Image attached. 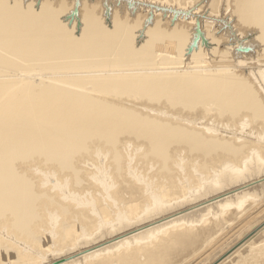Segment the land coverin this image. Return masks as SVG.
<instances>
[{
	"label": "bare ground",
	"instance_id": "obj_1",
	"mask_svg": "<svg viewBox=\"0 0 264 264\" xmlns=\"http://www.w3.org/2000/svg\"><path fill=\"white\" fill-rule=\"evenodd\" d=\"M52 1L0 0V264L210 260L263 181L133 232L264 174V0Z\"/></svg>",
	"mask_w": 264,
	"mask_h": 264
},
{
	"label": "rangeland",
	"instance_id": "obj_2",
	"mask_svg": "<svg viewBox=\"0 0 264 264\" xmlns=\"http://www.w3.org/2000/svg\"><path fill=\"white\" fill-rule=\"evenodd\" d=\"M25 2H28V1H31V0H24ZM41 1H46V0H41ZM53 2V6L55 7V8H57V7H59L60 6V4H61V2H62V0H53L52 1ZM67 2V4H68V6H69V8L70 9H72L73 10V12L74 13H76V14H78V16H80L82 13H83V11L82 10H80V9H82L84 6H85V1L84 0H80L78 3H73V2H71L70 0H68V1H66ZM143 5H144V3H143ZM145 5H151V4H148V3H145ZM153 6V5H152ZM190 6H193L194 7V9H196V8H201L202 7V5H199L198 4V6H197V4H196V2L194 1L193 3H192V5H190ZM195 6H197V7H195ZM111 8V7H110ZM212 10V9H211ZM202 11V10H201ZM200 11V12H201ZM112 12H114L113 11V9L111 8V13ZM193 13V12H192ZM114 14V13H113ZM113 14H111L110 16H113ZM164 16H166V14H164ZM231 21H233V24L234 23H236V21H235V19H234V17H232V20ZM235 21V22H234ZM132 22H134V21H132ZM248 36H246L245 37V39L247 38ZM235 38V37H234ZM250 40V39H249ZM247 40H245V42H246ZM263 60V59H262ZM32 74V73H31ZM219 127L221 128V129H223L224 127L222 126V125H219ZM218 133H221V132H218ZM264 174L262 173L261 175H253V178H254V180H253V178H247V179H245V180H243V182H241V183H236V184H232V186H230V188L229 187H227V188H225V189H222V190H217L218 192H216V191H212V192H210V193H208L207 194V196L205 197V196H203L202 198L200 197V198H198L197 200H192L188 205H181L179 208L177 207V206H175L174 208H176V209H171V210H169V211H167L166 213L168 214V218H166V219H164V220H162V221H160V218L162 217V216H167V214L166 213H164L162 216H157L156 218H154V220H150V221H145V223H144V225H146V226H143L141 229H139L138 231H135V232H133V234H135V233H137V232H139V231H143V230H146V229H148V228H151V227H153V226H156V225H158V224H160V223H163V222H165V221H168V220H171V219H175V218H177V217H181V216H184L185 214H188V213H191V212H194V211H196V210H200V209H203V208H205L206 206H212V205H216L215 203H217L218 201H220V200H222L224 197H227V196H232V195H234L235 193H238V192H240V190H242V189H244L245 187H246V189L249 187L250 189L252 188V185H253V188H256V187H258V188H260L259 186H260V184H261V182L263 181L264 182ZM259 179H258V178ZM258 179V180H257ZM245 181V182H244ZM249 181V182H248ZM254 182V183H253ZM249 183H251V184H249ZM258 183H259V185H258ZM242 184H244L243 186H242ZM248 186H247V185ZM254 184H255V186H254ZM246 185V186H245ZM257 185V186H256ZM262 185V184H261ZM232 187V188H231ZM235 187H236V189H235ZM237 187H239V188H237ZM248 188V189H249ZM221 191V192H220ZM231 191H233V192H231ZM213 192H215V193H213ZM56 198H61L62 199V197H59V195L57 194L56 195ZM208 200V201H207ZM260 208H261V206L257 209V210H252L251 212H250V215H248L245 219H242L241 220V222L239 223V224H242L243 222H245V221H247L250 217H252L254 214H256L257 213V211L258 210H260ZM232 209H235V206H232ZM172 211V212H171ZM207 212H205L204 214H206ZM219 215V219H221L223 216H221V214H218ZM210 216H212L211 217V219H212V221L213 220H217L216 219V217L215 216H213V215H210ZM159 219V220H158ZM182 220H184V219H182ZM156 221V222H155ZM181 221V220H180ZM178 221V222H174V223H172V224H169V225H167L165 228H168V227H174V226H177V228L178 227H181V225H187V223L185 222V221ZM212 221L209 223V224H211L212 223ZM149 222L150 223H153V224H149ZM147 224H149V225H147ZM201 224L202 223H200V224H197L198 226H201ZM138 226H142V224H140V225H138ZM264 210L263 211H261L260 213H258L255 217H253L252 219H250V221H248L231 239H229V240H227V244H226V246L224 247V246H222L221 248H219V249H217V251L214 253V255L212 256V255H210L209 256V258L208 259H210V260H205V261H203V262H201V263H199V264H225L226 263V261H230L229 262V264H235L237 261H238V258H239V256L241 255L240 253L242 252L243 253V251H244V253L246 254L249 250H247L248 248V246H249V248L253 245V244H255V243H258L259 241H261L263 238H264ZM262 231V232H261ZM263 237V238H262ZM261 238V239H260ZM200 237L199 238H197L196 240H198L196 243H198V242H200ZM120 240V239H119ZM256 240H258V241H256ZM105 241V240H104ZM116 241H118V240H116ZM146 242V240H143V241H137L136 242V244H144ZM254 242V243H253ZM252 245H251V244ZM105 246L106 245H108V243H106V244H104ZM103 245V246H104ZM133 244H130L129 246H128V248H130L131 246H132ZM195 245V243L193 244V246ZM103 246H101V247H103ZM192 246V247H193ZM125 247H127V246H125ZM124 246H118V247H115L114 249H109V250H107V251H104V252H101V253H98V254H96V256H93V257H89L88 259H86L85 260V262H83V263H81V262H78V263H76V264H86V262H90V261H93V263H98V261H100L101 260V258H103V257H105L106 255H109V254H113L114 252H116V251H118V250H120V249H124L125 248ZM192 247H188V251L186 250L185 251V249H182L181 250V252L179 251L176 255H175V257H174V259H173V261H172V263L173 264H179V263H181V261H184L185 259H186V257H187V255H189V253H190V251H191V249H192ZM190 248V249H189ZM245 249H246V251H245ZM72 251H75V250H72ZM186 254H185V253ZM188 253V254H187ZM240 255H239V254ZM243 253V254H244ZM244 254V255H245ZM177 255H178V257H177ZM228 255L230 256H232V258L233 257H235L236 255L238 256L237 258H234V260L235 261H233L232 260V258L231 259H229V257H228ZM186 256V257H185ZM211 256H212V258H211ZM230 256V257H231ZM77 257H82V255H78V256H75V257H73V258H77ZM242 257V255L240 256V258ZM73 258H71V259H68V261H70V260H72ZM239 258V259H240ZM232 260V261H231ZM237 260V261H236ZM196 261H199V259L198 260H196ZM196 261H194V264H196ZM207 262V263H206ZM225 262V263H224ZM43 262H40V263H38V264H42ZM45 263V262H44ZM193 264V263H192ZM227 264V263H226Z\"/></svg>",
	"mask_w": 264,
	"mask_h": 264
}]
</instances>
